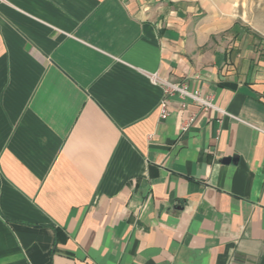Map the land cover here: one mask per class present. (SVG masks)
<instances>
[{
	"label": "crops",
	"instance_id": "obj_1",
	"mask_svg": "<svg viewBox=\"0 0 264 264\" xmlns=\"http://www.w3.org/2000/svg\"><path fill=\"white\" fill-rule=\"evenodd\" d=\"M238 19L0 0V264H264V41ZM155 76L219 109L161 117Z\"/></svg>",
	"mask_w": 264,
	"mask_h": 264
},
{
	"label": "rangeland",
	"instance_id": "obj_2",
	"mask_svg": "<svg viewBox=\"0 0 264 264\" xmlns=\"http://www.w3.org/2000/svg\"><path fill=\"white\" fill-rule=\"evenodd\" d=\"M213 1H216L223 9H229L237 15L238 27L246 29L248 37L264 41V0Z\"/></svg>",
	"mask_w": 264,
	"mask_h": 264
},
{
	"label": "built area",
	"instance_id": "obj_3",
	"mask_svg": "<svg viewBox=\"0 0 264 264\" xmlns=\"http://www.w3.org/2000/svg\"><path fill=\"white\" fill-rule=\"evenodd\" d=\"M155 81L159 82L165 92V97L161 101L160 114L161 117L165 118L169 114V99L168 96L178 94L181 97H191L195 102L201 104L204 108H217L209 96H203L199 91H191L185 83H174L169 82L166 79L158 78L155 76ZM219 109V108H217ZM190 119L184 124L183 129H186Z\"/></svg>",
	"mask_w": 264,
	"mask_h": 264
},
{
	"label": "water",
	"instance_id": "obj_4",
	"mask_svg": "<svg viewBox=\"0 0 264 264\" xmlns=\"http://www.w3.org/2000/svg\"><path fill=\"white\" fill-rule=\"evenodd\" d=\"M230 159L229 158H227L225 161H229Z\"/></svg>",
	"mask_w": 264,
	"mask_h": 264
},
{
	"label": "trees",
	"instance_id": "obj_5",
	"mask_svg": "<svg viewBox=\"0 0 264 264\" xmlns=\"http://www.w3.org/2000/svg\"><path fill=\"white\" fill-rule=\"evenodd\" d=\"M237 26H238V23H237Z\"/></svg>",
	"mask_w": 264,
	"mask_h": 264
}]
</instances>
